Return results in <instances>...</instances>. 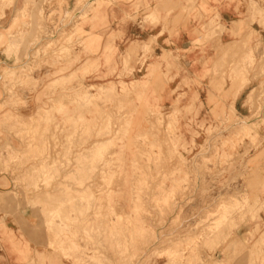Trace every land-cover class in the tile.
Masks as SVG:
<instances>
[{"label": "rangeland", "instance_id": "rangeland-1", "mask_svg": "<svg viewBox=\"0 0 264 264\" xmlns=\"http://www.w3.org/2000/svg\"><path fill=\"white\" fill-rule=\"evenodd\" d=\"M241 1L193 76L128 27L204 0H0V218L27 211V264H264V0Z\"/></svg>", "mask_w": 264, "mask_h": 264}, {"label": "crops", "instance_id": "crops-1", "mask_svg": "<svg viewBox=\"0 0 264 264\" xmlns=\"http://www.w3.org/2000/svg\"><path fill=\"white\" fill-rule=\"evenodd\" d=\"M204 1L207 2V12L195 9L188 14L186 11L184 14L176 16L177 18H174L167 25L162 24L159 26L144 23L139 17L130 23L129 33L139 38L143 43H148L154 37L155 40L150 43V48L157 58L166 57L170 54L173 59H177L180 64L185 65L189 73L196 76L205 60L206 50H209L208 46L199 47L196 44H214L207 41L199 42L202 38L199 32L202 30L203 24L211 18H216L217 14L219 22L224 27L221 41L228 43L232 40L234 23L241 20L245 21L250 15L246 2L243 3L241 0ZM216 1L218 3H215ZM249 26L264 42L263 20L258 17ZM128 45L121 44L120 47L122 50H126ZM139 45L143 46V44ZM136 55L142 56L143 49L140 48ZM197 92L198 96L202 97L203 90L198 89ZM241 93L235 99L236 102ZM163 95L165 104H169L171 92L166 91ZM200 111L203 112L204 109ZM21 212L23 213V219L18 218V220L22 223V226L15 222L16 218L12 216L0 218V264H27L33 259L37 260L44 254L38 248L34 226L30 222H27V224L23 222L29 220L26 217L27 211L22 210Z\"/></svg>", "mask_w": 264, "mask_h": 264}, {"label": "bare ground", "instance_id": "bare-ground-1", "mask_svg": "<svg viewBox=\"0 0 264 264\" xmlns=\"http://www.w3.org/2000/svg\"><path fill=\"white\" fill-rule=\"evenodd\" d=\"M103 146V145H102ZM103 150V149H102ZM89 164V163H88ZM95 165V164H94ZM104 166V165H103ZM102 167V166H101ZM91 170V169H90ZM95 170V168H94ZM106 170V169H105ZM90 173V172H89ZM97 174V173H96ZM96 176V175H95ZM102 177V176H101ZM96 178V177H95ZM104 178V177H103ZM93 185V184H92ZM93 195V194H92ZM72 196V195H71ZM95 197V196H94ZM71 199V198H70Z\"/></svg>", "mask_w": 264, "mask_h": 264}]
</instances>
